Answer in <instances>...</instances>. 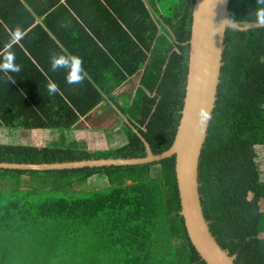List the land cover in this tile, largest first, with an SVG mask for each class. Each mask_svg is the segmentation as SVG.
I'll return each mask as SVG.
<instances>
[{"label": "trees", "instance_id": "trees-1", "mask_svg": "<svg viewBox=\"0 0 264 264\" xmlns=\"http://www.w3.org/2000/svg\"><path fill=\"white\" fill-rule=\"evenodd\" d=\"M193 5L194 0H0V61L10 32L17 26L25 32L12 49L21 71H0V127L14 137L0 143V163L143 157L144 141L155 154L168 149L183 106ZM256 7V0H231L229 17L255 24ZM105 29L117 31L106 40L100 35ZM98 43L100 54L85 55ZM54 53L82 57L88 74L82 84H68L59 77L63 69L52 70ZM105 55L116 64L97 75L89 64L108 60ZM222 62L198 162L202 213L235 264H264L258 161V146L264 145V27L228 28ZM127 79L132 86L125 85ZM49 80L59 86L58 94H49ZM103 102L124 141L92 151L66 132ZM33 130L60 134L45 146L15 137ZM174 163L170 156L134 166L0 168V264H204L180 215ZM70 249L76 252L71 257Z\"/></svg>", "mask_w": 264, "mask_h": 264}, {"label": "water", "instance_id": "water-1", "mask_svg": "<svg viewBox=\"0 0 264 264\" xmlns=\"http://www.w3.org/2000/svg\"><path fill=\"white\" fill-rule=\"evenodd\" d=\"M231 0H194L188 65L183 106L174 140L160 153H153L144 141L146 155L143 157L99 158L84 161L52 164L0 163L3 169L63 170L82 167L134 166L155 162L174 156V171L178 190L180 215L187 237L196 254L204 264H235V257L222 251L208 230L202 213L198 191V162L207 135L209 121L201 126L198 113L201 108L210 111L216 101V90L223 66L225 33L228 28L247 31L258 28L255 24L222 23L229 19ZM234 21V20H233Z\"/></svg>", "mask_w": 264, "mask_h": 264}, {"label": "crops", "instance_id": "crops-1", "mask_svg": "<svg viewBox=\"0 0 264 264\" xmlns=\"http://www.w3.org/2000/svg\"><path fill=\"white\" fill-rule=\"evenodd\" d=\"M99 18H100V16L98 15L97 19H99ZM106 31H108V32H106ZM116 31H117L116 29H113V30H110V31L108 29H105L104 31L100 32V35H103L104 38L106 40H108L110 38V36L113 35ZM115 39H116V37H114L111 40H115ZM95 42H98V40L95 39ZM89 47L90 48L88 50H84L85 55L86 54H92V53L100 54L101 50H99V48H101L102 45H100V43H98V48L95 47L94 45H90ZM112 49L115 50L114 47ZM106 58L108 60H106L104 58L101 61L100 60H97V61L95 60L94 63L92 61L89 64L88 68L93 69L95 71V74H97V75H100L101 71H105L106 74H107L108 73L107 71L110 68H112V64L115 65L116 62L114 61V59H112V56H106ZM92 59L93 58H91V60ZM46 66H50V64H46ZM40 71L42 73H45V70L43 68H40ZM62 71L63 72H61V76H59V77L62 78V80H63L64 77L67 75V73H66V70H64V69ZM46 72H47V70H46ZM97 78L98 79H103L101 76H97ZM129 81H130V79H127V81L124 82L125 85L132 86ZM24 86H25V84H24ZM103 106L108 107L105 102L100 103V105L98 107L100 108V107H103ZM104 114H110V113L109 112H105ZM96 115H98V116H96ZM95 116H96V118H95ZM98 117H99V114L95 113L94 110L91 111L88 114V116L81 117L78 120V122H76V124H75L76 127L72 128L71 130L66 132L67 136L69 134L70 138H72V139H74L76 141L84 142L88 149H90L89 145L94 146L95 143L98 142L99 139H102V145L104 146L102 148H99V150H107V149H110V147H114V146H116L118 144H121L124 141V137H123V134L121 132V125L117 123V126L115 125L112 129H109V130H114L116 132L114 140L109 142L107 140L106 134H104V129L106 128V126H104V128H102V126H101L102 125V120H99ZM94 120H95V124H94L95 126H93V127L88 126ZM83 123H84V125H83ZM87 123H89V124L87 125ZM85 125H87V126H85ZM54 133H56L58 135V137L54 136L55 135ZM117 133L121 134V138H120L121 142H119V143H117V140H118L117 137L118 136L120 137V135L117 134ZM59 134L60 133L58 131L33 130V131L29 132V133H25L23 136H25L27 138L28 137H32L33 138L34 136H36V137H38V139H37L38 142L34 141V143H32V144L36 145V146H45L47 144H51V143H54L55 141H57L58 138H59ZM71 134H73V136H71ZM10 136L11 135L8 133V129H6L5 127H0V143L8 142L9 141L8 138ZM52 136H54V138H52ZM22 141H30V140H24L23 139ZM258 147H261V150H259L258 161H259L260 158H262L260 167H261V171H262V180L264 181V145H260ZM263 206H264V201H263Z\"/></svg>", "mask_w": 264, "mask_h": 264}, {"label": "clouds", "instance_id": "clouds-1", "mask_svg": "<svg viewBox=\"0 0 264 264\" xmlns=\"http://www.w3.org/2000/svg\"><path fill=\"white\" fill-rule=\"evenodd\" d=\"M257 7L254 10L255 26L264 27V0H256ZM230 23L235 25L236 22L231 18L225 19L223 23ZM25 35L24 30L17 26L10 32V39L5 45V50L2 55V61H0V71L4 73H19L21 71V65H18L15 60V53L12 51L13 46L17 45L19 41L23 39ZM51 68L53 71L60 69L66 70V82L68 84H82L87 78V72L83 68V59L73 54H53L51 57ZM15 82V80H12ZM48 92L50 95L58 94L60 92L59 86L49 80ZM198 123L203 126L207 121L211 119V113L205 108H201L198 113ZM260 146V145H259Z\"/></svg>", "mask_w": 264, "mask_h": 264}, {"label": "rangeland", "instance_id": "rangeland-1", "mask_svg": "<svg viewBox=\"0 0 264 264\" xmlns=\"http://www.w3.org/2000/svg\"><path fill=\"white\" fill-rule=\"evenodd\" d=\"M97 108L94 110V112L97 113V114H99V117L98 118H99V120H102V125H101L102 128H104V126H106V128L104 129V134H106L107 140L109 142H111L112 140H114L116 132L114 130H109V129H112L115 125L117 126V123L118 122H117V120L115 118V115H114L113 111L111 110V108L105 107V106L100 107V108L97 107ZM105 112H109L110 114H104ZM96 116H98V115H96ZM96 116H95V118H96ZM88 124L89 123H87V125ZM94 124H95V120L92 121V123H90L88 126L93 127V126H95ZM83 125H84V123H83ZM87 125H85V126H87ZM14 133L16 134L15 137L18 138L20 141H22L24 139V140H30V141H27V142H30V143H34V141L38 142V140H37L38 137H36V136H34L33 138L32 137H28L27 138V137L23 136L24 134H22L21 132H19V133L18 132H14ZM54 134H55L54 136H57L58 137V135L56 133H54ZM117 134L120 135V137L119 136L117 137V139H118L117 140V143H119V142H121V139H120L121 138V134L120 133H117ZM54 136H52V138H54ZM68 136H69V134H68ZM71 136H73V134H71ZM12 139H14L13 136L12 137L10 136L8 138V140H10V141H12ZM10 141H8L6 143H10ZM23 142L26 143V141H23ZM102 147H104L102 145V139H99L98 142H96L94 146L89 145V148H90L89 150H92V151L99 150V148H102ZM259 150H261V147H258V151ZM261 161H262V158L259 159L260 165H261ZM88 186H89V184H83L81 188H82V190H84V189L87 190V187ZM40 239L41 238L38 235L37 245H42L41 243H39V240ZM93 243H94V240H91V243H90L91 248H93L92 247L93 246ZM97 245H98V242H97ZM25 246L27 247V249L30 252L29 243L28 244H25ZM75 253L76 252L74 251V249H70V257L73 256ZM79 253H81V249H79ZM78 263L81 264L82 263V260L78 261Z\"/></svg>", "mask_w": 264, "mask_h": 264}]
</instances>
